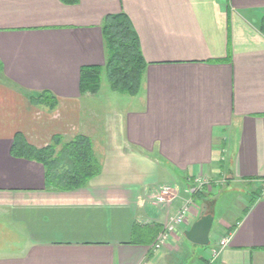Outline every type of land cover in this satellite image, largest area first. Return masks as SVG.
Segmentation results:
<instances>
[{
  "label": "crops",
  "instance_id": "crops-1",
  "mask_svg": "<svg viewBox=\"0 0 264 264\" xmlns=\"http://www.w3.org/2000/svg\"><path fill=\"white\" fill-rule=\"evenodd\" d=\"M118 13L146 63L139 90L101 96L102 71L98 91L80 93V69L105 63L103 19ZM263 18L264 0H0V264H175L183 238L201 246L184 232L212 214L220 180L249 197L192 264H264ZM41 91L53 109L30 102ZM17 133L35 147L84 134L100 172L48 188L40 162L12 154ZM162 185L174 189L165 205Z\"/></svg>",
  "mask_w": 264,
  "mask_h": 264
},
{
  "label": "trees",
  "instance_id": "trees-1",
  "mask_svg": "<svg viewBox=\"0 0 264 264\" xmlns=\"http://www.w3.org/2000/svg\"><path fill=\"white\" fill-rule=\"evenodd\" d=\"M70 3L76 0H65ZM264 34V18L260 25ZM105 63L80 69V93L95 94L99 89L100 75L105 72L112 91L128 95L137 94L145 61L142 58L137 34L124 13L107 15L101 24ZM29 100L34 105L53 109L56 97L49 91L31 93ZM11 152L15 156L40 162L45 169L46 186L56 190L80 188L100 172V163L94 155L92 142L84 134H76L68 140L55 135L44 147L27 143L20 134H15Z\"/></svg>",
  "mask_w": 264,
  "mask_h": 264
},
{
  "label": "rangeland",
  "instance_id": "rangeland-1",
  "mask_svg": "<svg viewBox=\"0 0 264 264\" xmlns=\"http://www.w3.org/2000/svg\"><path fill=\"white\" fill-rule=\"evenodd\" d=\"M101 83V96L105 97V95H111L110 93H112V90H110L109 88L105 72L102 73ZM114 95H116L117 97L128 96L122 93H115ZM122 103L123 102H119V104ZM102 105L104 106L105 103H102ZM106 105H109V103ZM111 107L114 108V104ZM173 192L174 189L172 188V193ZM249 193L250 187L248 186H241L237 184H225L224 180H220L219 186L215 187L210 194V197L215 199V204L212 212L213 220L210 230L209 244L201 246L193 245L189 243L185 238H183V240L178 243L180 251H174L172 254L175 260L177 261L175 264H192L195 257H197L198 255H202L203 257L208 258L206 249L212 247L216 238L222 234L223 222H230V220H232L236 216L240 203H243L242 199L248 198Z\"/></svg>",
  "mask_w": 264,
  "mask_h": 264
},
{
  "label": "built area",
  "instance_id": "built-area-1",
  "mask_svg": "<svg viewBox=\"0 0 264 264\" xmlns=\"http://www.w3.org/2000/svg\"><path fill=\"white\" fill-rule=\"evenodd\" d=\"M195 182L197 187L200 189L205 185V182L202 178L196 177ZM172 196V188L170 186H161L158 192L155 195V202L159 205H165L169 202L170 197ZM186 214V208H183L177 215L171 217V219L164 225L163 229L155 238L152 243L153 249H159L164 241L168 238L169 234L175 229V226L184 220ZM228 237L227 235L222 237L219 240V245L224 246L227 244Z\"/></svg>",
  "mask_w": 264,
  "mask_h": 264
},
{
  "label": "water",
  "instance_id": "water-1",
  "mask_svg": "<svg viewBox=\"0 0 264 264\" xmlns=\"http://www.w3.org/2000/svg\"><path fill=\"white\" fill-rule=\"evenodd\" d=\"M212 214H205L196 220L189 229L185 230V237L196 244L206 245L209 242V232L212 226Z\"/></svg>",
  "mask_w": 264,
  "mask_h": 264
}]
</instances>
